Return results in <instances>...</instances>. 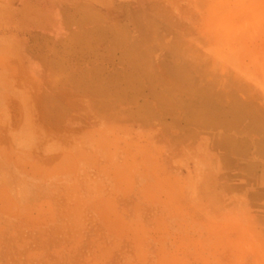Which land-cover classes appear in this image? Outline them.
<instances>
[{
  "label": "crops",
  "instance_id": "crops-1",
  "mask_svg": "<svg viewBox=\"0 0 264 264\" xmlns=\"http://www.w3.org/2000/svg\"><path fill=\"white\" fill-rule=\"evenodd\" d=\"M72 1L82 7L81 22L59 21L58 0H0V142H6L0 201L13 206L0 221L7 227L20 221L26 201H129L131 215L138 205L144 210L141 221L177 226L179 260L187 254L193 264H264V87L247 84L243 70L219 65L217 43L203 41L197 27L196 53L179 44L184 64L178 67L226 78L209 87V94L224 95L220 108L211 99V109L224 116L197 119V103L183 102L170 118L158 115L157 103L137 100L129 108L146 109V117L123 120L121 104L90 97L105 94L110 78H121L106 70L111 45L105 36L113 34L116 45L122 24L109 20L99 0ZM62 29L64 39L58 38ZM90 29L97 30L91 42L72 37ZM62 44L69 52L58 53ZM85 44L97 54L74 48ZM122 60L117 50L113 62ZM58 63L66 69L57 70ZM155 63L151 51L146 74L162 78L165 71ZM8 232L0 237L8 239ZM21 232L13 250L0 248V264H25ZM155 235L173 234L150 231L148 237Z\"/></svg>",
  "mask_w": 264,
  "mask_h": 264
},
{
  "label": "rangeland",
  "instance_id": "rangeland-1",
  "mask_svg": "<svg viewBox=\"0 0 264 264\" xmlns=\"http://www.w3.org/2000/svg\"><path fill=\"white\" fill-rule=\"evenodd\" d=\"M99 1L105 7L109 20L122 24V30L118 32L121 39L115 40L116 45L113 34L107 33L105 36L111 45L106 50L108 61L111 60L107 62L106 70L121 73V78H110L106 81L105 94L95 93L90 97L94 102L121 104L119 115L123 120L129 119L131 114V117H135L136 113L138 118L146 117V109L135 111L129 108L137 100L140 103H157L158 115L170 118H177V105L183 102L197 103V119L206 120L209 116L221 119L224 116V112L216 110L215 105L211 109V99L217 98L220 108V98L224 95L209 94V87L217 82L219 86L226 78L219 74L218 78L212 79L204 74L205 68L199 72L201 74L194 76L189 71L191 68L178 67L184 64L179 60L180 45L186 46V54L193 56L196 53L191 45H197V27L203 41L217 43L215 53L219 65L243 70L250 75L245 80L247 84L264 87V0ZM89 2L97 3L96 0ZM56 10L59 21L81 22L82 7L72 0H58ZM93 20L90 14L89 21ZM66 37L67 30L58 32V38ZM72 37H83L91 42V38H97V30L77 31ZM57 48L58 53H66L71 47L62 44ZM74 48L91 57L97 54L91 44ZM117 50L123 59L120 66L113 62ZM42 51L45 52V49ZM151 51L155 64L165 71L162 78L146 74ZM229 53L233 55V61L225 60ZM56 69L65 70V64L58 63ZM233 83L236 85L238 81ZM113 87L120 92L110 94ZM216 101L214 99L215 104ZM47 112L43 113L48 121L50 114L47 115ZM186 113L187 117H192V111L186 109ZM2 127L0 125V129ZM5 143L1 140L0 147ZM86 202L83 206L81 201H26L21 206L23 213L20 221L8 227L0 221V231L9 229L8 239L0 237V248L11 246L13 250L18 245L15 236L20 229L23 231L20 245L24 243L21 246L25 247V264L194 263L192 255L185 254L179 260L177 226L141 221L145 218L144 210L136 204L137 210L131 215L129 201ZM12 207L10 201H0V215L11 213ZM82 209L86 212L84 218ZM149 230L159 235H173L148 237ZM13 255L18 257L17 253Z\"/></svg>",
  "mask_w": 264,
  "mask_h": 264
},
{
  "label": "bare ground",
  "instance_id": "bare-ground-1",
  "mask_svg": "<svg viewBox=\"0 0 264 264\" xmlns=\"http://www.w3.org/2000/svg\"><path fill=\"white\" fill-rule=\"evenodd\" d=\"M258 177V176H257Z\"/></svg>",
  "mask_w": 264,
  "mask_h": 264
}]
</instances>
